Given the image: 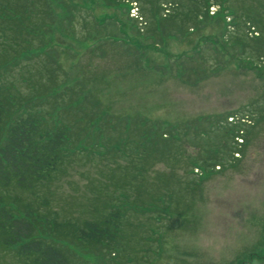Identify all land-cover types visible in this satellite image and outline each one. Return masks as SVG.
<instances>
[{"label":"rangeland","instance_id":"rangeland-1","mask_svg":"<svg viewBox=\"0 0 264 264\" xmlns=\"http://www.w3.org/2000/svg\"><path fill=\"white\" fill-rule=\"evenodd\" d=\"M163 1L46 0L49 16L44 0H1L20 11L3 48L46 52L9 65L5 89L38 98L56 85L44 111L86 140L31 192L6 194L50 219L81 224L119 205L124 193L138 210L124 219L122 252L74 242L79 264H264V55L255 57V41L254 61L232 45L243 30L233 31L226 10L264 18V0H224L220 13L215 5L207 20L198 18L197 29L186 20L188 32L177 38L155 32ZM175 3L180 18H191L193 2ZM140 121L184 125L186 135L172 148L158 139L148 152L135 131ZM207 157L214 160L204 169L192 167ZM131 164L149 169L134 175ZM157 198L156 211L147 209ZM0 264L27 263L0 247Z\"/></svg>","mask_w":264,"mask_h":264},{"label":"trees","instance_id":"trees-1","mask_svg":"<svg viewBox=\"0 0 264 264\" xmlns=\"http://www.w3.org/2000/svg\"><path fill=\"white\" fill-rule=\"evenodd\" d=\"M102 1L107 6L116 2V0ZM136 1L131 0V3H136ZM189 1L195 4V10L189 13L192 15L191 18L190 15L186 18L183 16L180 18L175 0L161 2V11H166V15L154 21L155 32H159L163 37L177 38L178 36H184L188 32L184 28L186 20L189 19L192 22L189 29L194 30L200 24L199 17L201 20L209 18L210 7L220 6L216 13L221 12V7L225 8L224 0ZM45 4H47L48 12L43 13L50 16L51 10L46 0H44ZM226 10L229 13L227 18L230 19L233 25V31L240 33L243 30L241 33L244 35L242 37L236 35L234 41L231 42L232 45L234 43L241 44L242 52L254 61V54L249 52L251 47L249 42L255 41L259 49L255 57L258 58L261 57V54L264 55L262 36L264 33V18L259 14L238 15L229 8H226ZM19 16L18 6L11 7L2 4L0 0V40L9 39L6 34L7 31L17 33L13 25L20 20ZM151 18V20H155L154 16ZM46 27H50V24H47ZM250 30L252 32L256 30L258 36L249 38ZM3 44L0 41V47L3 48ZM35 51L24 49L16 52L12 48L11 53L14 55H10L9 51L4 48L0 51V70L2 71V75H0V78H2L0 79V247L13 250L27 264H79L69 245L74 242L85 247L94 248L102 254L109 252V255L119 256L123 245L122 229L124 219L128 211L138 210L137 206L134 207L133 205L131 207L126 203L127 196L124 193L120 195L119 205H116V207L111 206L109 212L94 219L86 220L81 224L68 221L58 222L56 219H50L46 216V213L40 214L35 210H30L31 206L21 202L20 198L6 194L7 190L12 189L27 193L31 192L36 185L47 181L52 174L60 169L67 153L70 151L72 153L73 150L80 151L83 141H86L85 139H79L80 132H75L73 126H69L68 123L61 121L59 117H53L51 113L44 111L43 98H47V95L50 96L49 90L53 91L57 87L56 85L50 86L49 90L47 88L45 90L46 94H41L38 98L36 96L30 98L16 97V94L12 95L5 89L8 82L5 83L3 78L8 76V66L13 63L17 64L20 58L26 59L33 54L37 56L46 54L45 50L42 51L40 48L38 52ZM6 53L9 54L6 55ZM141 122L135 123L134 127L135 131H139L138 137L144 140L143 145L146 144L148 152L156 150L158 139L164 142V145L168 144L172 148L174 144L181 143V135L185 136L187 131L184 125L182 128L181 125L174 129V127L161 128V126L154 123L150 126L148 122ZM141 129L143 132H141ZM183 131L184 133H182ZM74 134L77 139L74 138ZM201 134L205 135L206 132L199 131L198 135L200 137ZM114 150L117 152L120 150L119 144L114 147ZM214 152L216 151L214 150ZM162 153L168 157L167 159H170V150L163 149ZM207 158H204L202 165L194 164L192 167L204 169L209 161L214 160L210 157ZM215 161L216 163L219 162L217 157ZM131 165L137 170L134 175L145 174L149 169L146 166ZM126 183L124 181V186H126ZM132 185L134 186V183ZM169 193L170 191L167 194ZM9 196L11 200H5ZM158 199L157 201H149L147 209L156 211V206L160 202ZM164 207L170 210L171 206ZM169 210H167V213L171 214Z\"/></svg>","mask_w":264,"mask_h":264}]
</instances>
